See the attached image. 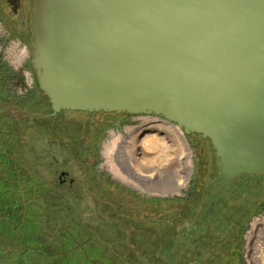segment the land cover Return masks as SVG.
<instances>
[{
  "label": "water",
  "instance_id": "water-1",
  "mask_svg": "<svg viewBox=\"0 0 264 264\" xmlns=\"http://www.w3.org/2000/svg\"><path fill=\"white\" fill-rule=\"evenodd\" d=\"M31 27L51 116L162 117L211 139L223 185L264 170V0H35Z\"/></svg>",
  "mask_w": 264,
  "mask_h": 264
},
{
  "label": "flooded vegetation",
  "instance_id": "flooded-vegetation-1",
  "mask_svg": "<svg viewBox=\"0 0 264 264\" xmlns=\"http://www.w3.org/2000/svg\"><path fill=\"white\" fill-rule=\"evenodd\" d=\"M34 9L35 0H0V43L14 44L19 50L26 52L32 74L34 72L31 66V14ZM0 74V108L5 107L4 112L11 115L9 122L1 124L3 132L10 134L15 120L32 121L34 117L49 119L45 112L52 109L51 103L37 85L27 98H16L10 92L13 73L1 54ZM67 112H79L85 118L82 129L75 130L69 143L65 145L78 160L82 176L91 185L89 191H98L99 182L122 189L117 180L100 173L98 160L101 158L102 145L108 137L109 129L123 132L131 114L105 111ZM62 114H64L62 111L57 113L47 122L56 124ZM148 116L165 120L158 116ZM9 136L10 139L7 140L0 137V204L3 194L9 197L10 194L7 193L12 194L18 187L16 183L4 180L7 177L1 170L6 163L10 165V160H13L12 155H8L7 148L16 150L14 142L11 141L12 135ZM185 136L194 150L195 165L199 170L193 186L183 195L168 198L144 197L131 191L132 195H129V198L137 201L139 210L148 209L150 213H146L140 220L133 214L125 217L126 220L120 225L124 235L117 238L113 245L121 244L133 252L137 258L136 264H246L244 233L249 220L264 213V170L255 174L234 173L229 182L223 185L222 165L219 164L220 158L211 139L197 133ZM252 143L258 149L262 147L259 139L250 142ZM5 171H8V167H5ZM57 180L58 185L64 187L65 191L71 190L76 183V178L66 168L58 171ZM19 181L22 183L28 181L35 197L41 194L40 182L32 184L28 174L25 177L21 176ZM164 205L169 207V210L158 211ZM79 224L80 231L78 236L77 231L73 234L71 249L60 256L63 264H106V260H97L96 255L102 253L104 247L110 243L100 237H97L98 240L106 244L94 243L88 235L94 230L80 222ZM4 225L6 226L3 222L0 223V228L2 229ZM92 233L95 234L96 231ZM79 250H84L89 257L84 259L80 257L79 260L72 257V254L80 252ZM158 251L161 252V259H156Z\"/></svg>",
  "mask_w": 264,
  "mask_h": 264
},
{
  "label": "rangeland",
  "instance_id": "rangeland-1",
  "mask_svg": "<svg viewBox=\"0 0 264 264\" xmlns=\"http://www.w3.org/2000/svg\"><path fill=\"white\" fill-rule=\"evenodd\" d=\"M33 77L36 82L35 74ZM4 111L5 107L0 108V137L7 140L12 135L11 141L14 142L16 150L7 148L8 155H12L13 160H10V165H4L8 167V171L4 172V166L1 170L7 177L4 180L16 183L18 187L12 191L13 195L11 192L7 193L10 194L9 197L3 194L0 204V223L6 224L0 228V264H63L60 256L71 249L73 234L77 231L78 236L80 231L79 222L96 231L95 234L92 233L94 231L88 233L94 243L106 244L97 237L110 243L104 247L102 253L96 255L97 260H106V264H136L137 258L133 252L121 244L113 245L117 238L124 235L120 225L126 220L125 217L133 214L140 220L146 213H150L148 209L139 210L137 201L129 198L132 195L130 192L144 197L168 198L183 195L193 186L195 175L199 171L195 165L194 150L188 142L192 152V170L188 182L179 191L167 194L147 193L136 188L131 178L128 177V181L119 178L115 170L119 166L115 153L105 152L106 143L119 134L126 137L129 129L141 126L146 118H153L144 114L131 115L123 132L109 129L108 137L102 145L101 158L98 160L100 173L117 180L123 188L99 182L98 191H89L91 185L82 176L78 160L65 145L69 143L75 130L82 129L85 119L82 113L62 110L64 114L58 118L56 124L47 122L51 119L39 117L32 118V121L15 120L8 134L3 132L1 124L10 120L11 115ZM12 118L15 119L14 116ZM62 168L70 170L76 178L71 190L65 191L64 187L58 185L57 173ZM25 173L32 184L40 182L41 194L38 197H35L28 181H19L21 176H26ZM166 207L164 205L158 211L169 210ZM257 222L264 223V213L251 218L244 233L246 264L254 263L255 244H261V240L256 239ZM160 254L161 252H156V259H161ZM72 257L79 260L80 257L84 259L89 255L81 250L72 254Z\"/></svg>",
  "mask_w": 264,
  "mask_h": 264
},
{
  "label": "bare ground",
  "instance_id": "bare-ground-1",
  "mask_svg": "<svg viewBox=\"0 0 264 264\" xmlns=\"http://www.w3.org/2000/svg\"><path fill=\"white\" fill-rule=\"evenodd\" d=\"M0 54L13 73L10 92L16 98L31 96L36 82L26 52L16 48L14 44L0 43ZM104 149L105 152L115 153L119 165L115 168L118 177L126 181L130 180H127L128 177L131 178L136 188L147 193L167 194L179 191L192 170V152L181 129L156 117L144 119L141 126L129 129L126 137L120 134L114 136ZM255 225L256 239H260L261 244H255L253 264H264V223L257 222Z\"/></svg>",
  "mask_w": 264,
  "mask_h": 264
},
{
  "label": "trees",
  "instance_id": "trees-1",
  "mask_svg": "<svg viewBox=\"0 0 264 264\" xmlns=\"http://www.w3.org/2000/svg\"><path fill=\"white\" fill-rule=\"evenodd\" d=\"M32 70H33V69H32ZM33 72H34V70H33ZM36 85H37L38 89L41 91V89L39 88V85H38L37 81H36ZM51 112H52V109H50L49 111L45 112L46 115H49V116H46V117L49 118V120L52 119V117H53V116H51ZM43 118H45V117L43 116ZM45 119H46V118H45Z\"/></svg>",
  "mask_w": 264,
  "mask_h": 264
}]
</instances>
